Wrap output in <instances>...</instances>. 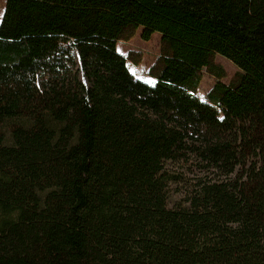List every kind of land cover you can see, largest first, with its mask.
I'll use <instances>...</instances> for the list:
<instances>
[{"label":"trees","instance_id":"trees-1","mask_svg":"<svg viewBox=\"0 0 264 264\" xmlns=\"http://www.w3.org/2000/svg\"><path fill=\"white\" fill-rule=\"evenodd\" d=\"M0 264H264V0H7Z\"/></svg>","mask_w":264,"mask_h":264},{"label":"rangeland","instance_id":"rangeland-1","mask_svg":"<svg viewBox=\"0 0 264 264\" xmlns=\"http://www.w3.org/2000/svg\"><path fill=\"white\" fill-rule=\"evenodd\" d=\"M7 0H0V22L3 17ZM143 28H139L137 34L131 40H120L117 43L118 50L121 54L127 55L130 50H138L143 52V60L141 63L136 64L134 62H129V68L134 74L135 78L145 81L147 83H155L156 78L149 73V67L152 65L154 60L160 54L159 44L161 39V33L154 32L150 39L146 40L142 37ZM217 62L223 64L228 70V76L223 79L227 81L236 71H238L237 65L220 54L216 57ZM217 81V78L207 72L203 73V80L199 86L197 95L204 98L208 90ZM177 173L181 174L184 181L178 185V188L183 190L185 193L188 192L192 185L197 181L198 178L208 175L206 172L199 168L197 163L193 160L188 163H174L171 165Z\"/></svg>","mask_w":264,"mask_h":264}]
</instances>
